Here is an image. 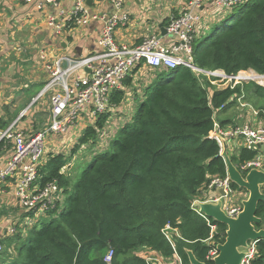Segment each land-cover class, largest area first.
Returning a JSON list of instances; mask_svg holds the SVG:
<instances>
[{"label": "trees", "instance_id": "1", "mask_svg": "<svg viewBox=\"0 0 264 264\" xmlns=\"http://www.w3.org/2000/svg\"><path fill=\"white\" fill-rule=\"evenodd\" d=\"M234 11L238 14L232 25ZM192 54L194 66L203 71H222L228 76L251 71L264 76V0H247L221 15L205 35L194 39ZM155 79L135 107L134 125L118 128L109 144L111 150L92 157L67 207L49 212L48 219L31 229L26 243L20 244L22 237L16 235L17 257L1 259L0 264H106L109 249L114 252L110 264H147L140 254L144 248L164 257L174 255L162 232L166 226L180 234V239L175 238V252L182 264H189L187 250L198 261L212 264L206 260L211 246L205 243L210 228L192 203L212 178L226 177L219 146L209 138L214 114L226 116L241 96L264 112V85L249 81L218 90L183 66L156 72ZM130 85L128 79L125 86ZM42 87L33 86L26 93L29 102ZM125 96V91L115 92L111 106L119 107ZM109 116L110 112L84 129L73 153L99 141ZM9 122L0 117V130ZM3 144L1 140L0 152ZM228 155L240 172V166L256 153L241 149ZM70 158L61 153L48 155L39 169L40 184L57 182L67 194L72 178L65 171ZM230 187L247 193L235 184ZM256 216L262 219L256 229H264V203H258ZM210 222L217 227L213 239L224 243L226 226ZM249 264H264V238L254 244Z\"/></svg>", "mask_w": 264, "mask_h": 264}, {"label": "built area", "instance_id": "2", "mask_svg": "<svg viewBox=\"0 0 264 264\" xmlns=\"http://www.w3.org/2000/svg\"><path fill=\"white\" fill-rule=\"evenodd\" d=\"M21 1L42 14L57 37L70 36L72 30L85 27L91 22L101 23L97 40L100 51L97 53L77 58L63 55L47 62L46 54L41 52L40 59L44 62L49 79L32 105L38 99L48 96V125L38 132L29 134L15 130L18 121L28 113V107L20 113L17 121L0 131V141L12 144L9 158L0 167V189L4 186L13 188L12 193L17 206L27 213L25 227L34 228L43 219L49 218V212L63 208L65 194L58 183L41 185L39 182V169L47 160L49 141L57 136L64 137L72 130L78 137L79 133L82 134L86 127L94 125L101 116L117 110L118 107L111 106L113 94L118 91L126 93L130 86L126 87L125 82L131 80L140 67L170 70L183 66L194 72L196 76L208 77L207 81L212 86L222 85L216 87L218 90L233 89L238 84L251 81L240 78L239 74L228 76L222 71L200 70L193 64L192 54L194 39L205 35L211 25L221 19V15L229 13L234 7L247 0H187L181 12L176 16L172 15L168 20L166 31L176 38L173 44L165 45L160 36L149 35L138 45L133 46L119 44L115 40L116 31L130 25L129 15L122 12L126 0H110L114 8L111 14L92 13L87 0H69L71 8L68 13L60 9L63 0ZM206 3L210 5L212 12L205 8ZM257 77L263 80V83H258L263 86L264 76L257 75ZM236 100L234 107L242 112L247 111L253 119L237 116L239 119H232L231 123L222 125L214 114L213 129L209 133V138L218 144L220 156L224 147L227 154H236L241 149L256 153L254 159L240 166V173L245 178L251 170L264 172V112L253 109L250 104L243 101L242 96ZM125 101L124 98L121 104ZM109 120L110 118L99 134L100 141L103 140L101 137H107L108 134L109 136L112 134L111 137L115 136L114 131L108 132L105 128ZM234 140L235 143H232ZM262 187L264 190V186ZM206 190L213 192V195H202L192 203V209L206 220L210 228V237L205 243L211 246L206 260L212 263L218 255L217 245L220 244L213 239L217 227L210 222L211 219L200 213L197 204L222 200L225 214L236 218L242 211V203L233 205L230 197L236 192L230 187L227 173L224 179L212 178ZM221 191L223 195L220 194ZM162 232L174 250L176 264H182L181 258L175 252V238L180 239V234L169 226H166ZM5 233L8 236H15L17 229L7 226ZM21 237L24 238L26 235ZM254 244L249 243L242 264H249L252 259ZM2 252L3 246L0 244V253ZM113 254V250L109 249L104 256L106 264L111 263ZM145 261L147 264H160L149 258Z\"/></svg>", "mask_w": 264, "mask_h": 264}, {"label": "crops", "instance_id": "3", "mask_svg": "<svg viewBox=\"0 0 264 264\" xmlns=\"http://www.w3.org/2000/svg\"><path fill=\"white\" fill-rule=\"evenodd\" d=\"M90 11L92 13L111 14L114 8L110 0H88ZM187 0H126L122 12L127 13L130 17V25L126 28H120L115 33V40L119 44L128 46L138 45L142 39L149 35H161L160 25L166 29L169 18L178 15L185 6ZM71 8L69 0L61 1L60 9L68 13ZM205 8L212 12L209 4H205ZM220 18V16H219ZM165 24V25H164ZM212 26V25H211ZM101 28L100 22H91L85 27L76 28L70 32V36L57 37L53 30L47 25L45 17L37 13L32 6L24 4L21 0H0V117L3 120H10L8 127L18 120L21 112L26 108H35L33 120L32 118H23L15 126V130L25 132L26 134L35 133L45 128L49 122V98L42 97L44 108L42 111L46 114L44 123L37 121L36 115L40 111L36 110V103L30 105L37 97L39 92H35V96H31L30 102L26 95L28 91L34 90L33 86H44L49 79V74L44 68V62L40 59L41 52L46 54V61L51 62L58 56L67 55L73 58L82 57L91 53L99 52L97 40ZM206 34V32H205ZM162 43L171 45L176 41V38L170 34L161 36ZM160 70V69H157ZM147 67H140L139 71L131 78L130 87L126 90L125 102L118 109L127 104V109H131L135 94H139L142 100L144 99V89L152 82L147 77ZM25 80L20 84L18 77ZM27 90V92L25 91ZM134 97V98H133ZM130 100V102L128 101ZM141 100V101H142ZM129 102V103H128ZM7 109V110H6ZM248 118L253 119L248 115ZM226 119H239L228 117ZM38 124H36V122ZM229 124V123H228ZM118 130L111 124L107 130ZM2 131V130H0ZM74 131H69L62 138L71 140L74 137ZM68 144V143H67ZM12 152V144H3L0 152V167L6 162ZM13 188L7 186L0 189V204H5L6 208L18 209L23 212L21 219L26 220L27 213L17 206L13 196ZM205 195H213V192L205 190ZM64 205V202H63ZM63 207V206H62ZM3 213V212H2ZM6 225H0V244L3 248L6 244V250L10 245L7 241H1L4 238H10L6 235ZM15 236H12L13 238ZM15 241V240H14ZM15 245V243H14ZM5 250V249H4ZM3 250V252H4ZM15 251V246L10 249ZM17 254V253H16ZM140 254H144L145 260H156L160 264H176L175 255L172 257H164L161 254L144 248ZM5 260L0 258V260ZM11 260H13L11 258ZM156 263V262H154ZM157 264V263H156Z\"/></svg>", "mask_w": 264, "mask_h": 264}, {"label": "rangeland", "instance_id": "4", "mask_svg": "<svg viewBox=\"0 0 264 264\" xmlns=\"http://www.w3.org/2000/svg\"><path fill=\"white\" fill-rule=\"evenodd\" d=\"M238 12L234 11L232 14V18L230 19L231 24H234V21L236 19ZM160 71H164V70H151L148 71L147 73V77L149 78V80H153L154 77L156 76V72H160ZM239 77L244 79V80H251L252 82L255 83H263V80L259 77H257V74L254 72H240L238 73ZM18 77V81H21L20 84L24 83L25 80H21ZM199 79L202 81V83L205 81L207 82L208 77L203 76V75H198ZM155 81H157V78L155 79ZM157 84H159V81L156 82V84L154 86H156ZM222 85H215L214 87L219 88ZM135 98H137L136 100H133V105H132V111L131 109H127L124 107H127V104H124V107L118 110H115L111 113V116H109L108 118H110V120L107 122V126L105 128H108L111 124L114 123V127L116 128H121L123 127L125 124H129L131 123V125H134V123H132L133 121V115L135 112V107L136 105L142 100L139 94H135L134 95ZM133 97V98H134ZM45 99V98H44ZM40 100V102L38 101L36 103V110H40L37 111L38 113L36 115H39V117H37V121H39V123L41 124L42 122L44 123V120L46 118V114L42 111V109L44 108V102L43 100ZM130 102V100H128ZM128 102V103H129ZM248 103H250L253 109H255V107L253 106V101H247ZM34 106L33 108H30L28 110V113L26 114V116L24 118H32L33 120V116H34ZM249 111V110H248ZM249 115V114H248ZM235 116H244V117H248L247 114H245L244 112H242L240 109L238 110L236 107H231L228 110V117L231 118H235ZM225 119V114H220L218 115V120H224ZM36 122V121H35ZM36 124H38L36 122ZM119 130V129H118ZM117 129L114 131L115 135L118 131ZM84 131V130H83ZM108 132H110L108 130ZM113 132V133H114ZM81 133L78 134V137H76L74 135L73 139L71 140H66L64 138H62V136H57L56 138H53L49 141V145H48V155L50 154H58V153H62L65 157H71L70 158V162L66 168V171H69V174L71 175L70 178H72L71 180V184H70V188L69 191L67 192V194H65L64 196V205L63 208L67 207V201L68 198L73 190V187L77 181V179L79 178L80 174L82 173V171L86 168V166L89 164V162L92 160V157H94V155L96 153H99L100 151H105V150H111V147L109 148V144L112 141V139L115 137H111V135L107 137H101V139H103L102 141L99 140V142H97L95 145H92L91 143H88L87 145H83L80 146L79 149H77L76 152L73 153V149L76 148V144L78 141V138L80 136ZM111 137V138H110ZM110 138V139H109ZM236 140H234L232 143H235ZM102 142V143H101ZM68 143V144H67ZM208 186H206L205 188L201 189L200 194L198 197L205 195V190ZM262 189V193L264 192L263 187H261ZM264 194V193H263ZM248 198V193L246 192H236L235 194H232L230 199L233 202V205H239L242 203V201L247 200ZM203 199H205V197H203ZM60 202V201H59ZM3 212V213H2ZM21 214L23 215V212L16 209H10V208H6L5 204H0V225H6L7 226H11L12 228H16L17 229V236H25L24 238L19 240L20 244L26 243L27 240L32 237V231L31 229L33 227H29L24 225L25 220L24 218L21 219ZM15 235V237H16ZM12 237V236H11ZM4 238L1 241L3 242L4 240L7 241L6 239H8L7 244L10 245L9 249L7 248L6 250V244L5 247L3 248L4 252L0 253V258L3 259H15L17 257V252L16 250L12 252V249L14 246L17 245V238L13 237V238ZM15 240V241H14ZM15 243V245H14ZM23 256V253H22Z\"/></svg>", "mask_w": 264, "mask_h": 264}, {"label": "water", "instance_id": "5", "mask_svg": "<svg viewBox=\"0 0 264 264\" xmlns=\"http://www.w3.org/2000/svg\"><path fill=\"white\" fill-rule=\"evenodd\" d=\"M89 4V1L87 0ZM161 36L166 34V29L160 25ZM34 102V101H33ZM33 102L30 104L32 105ZM226 165V173L230 184L247 191L248 198L242 201V211L236 218L228 217L222 209V200L198 203L199 211L208 219L226 226V238L224 243L217 245L218 255L212 264H242L249 249V243H256L264 238V229H256V225L262 223V219L256 216L257 205L264 203V194L261 187L264 186V172L251 170L245 178L232 164L224 147L221 154ZM223 195V192H220ZM189 264H206L198 261L192 251H186Z\"/></svg>", "mask_w": 264, "mask_h": 264}]
</instances>
